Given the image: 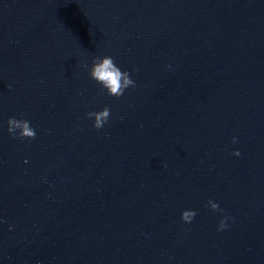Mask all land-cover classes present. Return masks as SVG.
Listing matches in <instances>:
<instances>
[{"label": "water", "instance_id": "95a60500", "mask_svg": "<svg viewBox=\"0 0 264 264\" xmlns=\"http://www.w3.org/2000/svg\"><path fill=\"white\" fill-rule=\"evenodd\" d=\"M0 264H264V0H0Z\"/></svg>", "mask_w": 264, "mask_h": 264}, {"label": "clouds", "instance_id": "9594fccd", "mask_svg": "<svg viewBox=\"0 0 264 264\" xmlns=\"http://www.w3.org/2000/svg\"><path fill=\"white\" fill-rule=\"evenodd\" d=\"M87 67V65H84ZM134 71H139L134 69ZM90 79L94 80L97 84L101 86V93L106 94L110 97H115L117 99L121 98L125 91L136 87L135 81L131 78V74L127 71H122L114 62L111 56H105L103 58L94 57L92 61V67L89 70ZM111 109L107 106L102 111L99 112H89L87 113V118L89 120L94 118L93 127L99 131L103 129L105 124L110 120ZM8 133L13 139H30L34 140L37 136L36 130L31 126L30 121L24 119H17L11 117L8 120ZM237 138L233 137L232 143L236 144ZM232 155L239 157L241 153L237 150ZM27 162V161H25ZM208 206L212 211H220V206L218 203L209 200ZM197 212L194 210H186L182 213L181 219L184 223H191L196 217ZM228 217L225 216L223 220L219 223L218 230L223 231L228 227L227 221Z\"/></svg>", "mask_w": 264, "mask_h": 264}]
</instances>
